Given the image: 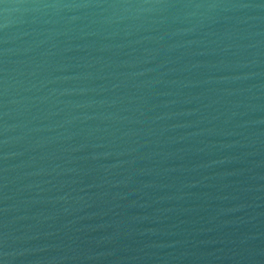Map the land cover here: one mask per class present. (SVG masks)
Here are the masks:
<instances>
[{"label":"water","instance_id":"1","mask_svg":"<svg viewBox=\"0 0 264 264\" xmlns=\"http://www.w3.org/2000/svg\"><path fill=\"white\" fill-rule=\"evenodd\" d=\"M0 264H264V0H4Z\"/></svg>","mask_w":264,"mask_h":264},{"label":"snow or ice","instance_id":"2","mask_svg":"<svg viewBox=\"0 0 264 264\" xmlns=\"http://www.w3.org/2000/svg\"><path fill=\"white\" fill-rule=\"evenodd\" d=\"M4 3V0H0V4H3Z\"/></svg>","mask_w":264,"mask_h":264}]
</instances>
